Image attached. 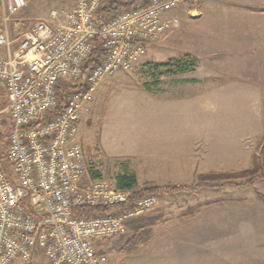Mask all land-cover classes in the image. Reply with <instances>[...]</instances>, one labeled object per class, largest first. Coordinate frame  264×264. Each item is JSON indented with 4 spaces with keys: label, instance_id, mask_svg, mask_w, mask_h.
Wrapping results in <instances>:
<instances>
[{
    "label": "built area",
    "instance_id": "1",
    "mask_svg": "<svg viewBox=\"0 0 264 264\" xmlns=\"http://www.w3.org/2000/svg\"><path fill=\"white\" fill-rule=\"evenodd\" d=\"M190 0H148L122 8L99 25L102 0H74L23 29L27 0H0V95L10 124L0 154V264H110L99 245L128 232L129 221L152 211L155 194L131 203L115 180L87 179L80 140L83 112L109 77L128 71L149 44L178 23L170 12ZM14 21V24H13ZM100 36L105 54L85 68ZM65 81L64 108L58 89ZM125 205L101 215L75 216L85 206Z\"/></svg>",
    "mask_w": 264,
    "mask_h": 264
},
{
    "label": "rangeland",
    "instance_id": "2",
    "mask_svg": "<svg viewBox=\"0 0 264 264\" xmlns=\"http://www.w3.org/2000/svg\"><path fill=\"white\" fill-rule=\"evenodd\" d=\"M147 1H138L136 4ZM230 1L202 0L200 3V0H190L177 6L169 16L178 18V23L164 33L160 40L149 44L146 56L132 69L119 72L103 82L94 102L83 112L80 140L84 147L87 179L92 180V170L99 173L101 178L115 180L116 175L125 169V164L130 163L131 168L137 169L139 174L144 169L152 170V179L157 182L155 184L181 186L180 189L170 191H193L199 175L200 165L196 164H200L205 153L211 154L220 145L232 147L235 142V146L241 149V155L238 158L230 157L227 170L217 172L247 169L252 164L254 154L261 160L260 142L264 136V0L256 1V12L261 10L259 12H263V16L254 23L251 20L256 31L261 32V41L256 40L251 52L238 56L227 53L231 48L248 50V41L252 40L246 39V46L239 47V43L231 45L230 40L223 36L233 26V22L226 20ZM232 1V5L242 9L238 2L240 0ZM73 4L74 0H27V6L19 12L17 18L24 23L25 29L38 19H48L52 9L64 14ZM206 9L212 12L208 23L200 24L201 20L197 24L193 20L184 28L187 17L190 20L192 17H202L206 15ZM249 10L248 13H253L252 9ZM216 14L219 18L214 17ZM243 25L240 23L239 29L248 31L246 24ZM192 50H198L201 54L213 51L224 54L210 59L204 57L206 62L203 63L192 56L197 60L194 73H188L189 76H168L159 71L158 84L153 82L154 66L172 58H182L187 51ZM258 62L260 67L257 68ZM206 67H212V70ZM239 74L244 76L246 84L227 85L222 91L224 93H215L208 100L202 98L197 102L195 110L202 106L206 113H201V110L188 113L187 103L169 105L159 98L165 96L166 90L171 88L176 89L171 92L179 94L198 92L207 87L216 88L220 84L237 80ZM206 75L210 77L209 81L203 79L197 82L194 78H187H205ZM146 85L150 86L149 90ZM1 93L0 110L7 104L4 92ZM5 123L10 124L7 112L0 115V125L5 128ZM236 152L240 154L239 150ZM176 155L180 156L182 166L175 175H171L164 170V165L172 163ZM209 160V166H215L211 158ZM187 163L192 165L187 167ZM232 167H235L234 170ZM140 176L145 178L147 175ZM142 180L138 181L139 187L155 185ZM216 183L219 184L218 188L206 186L196 193L183 194L176 198L175 204L205 202L227 207L231 212L230 224L234 220L238 229H230V245L226 251L230 255L226 264H264V178L255 180L251 185H244L245 181L240 178L229 183ZM206 189H209L207 198L201 196V192ZM163 193L156 192L155 207L160 204ZM131 237L132 231L128 229L125 235L100 244L99 250L108 255L110 264H120L118 259L130 254L126 250V243ZM34 264L47 263L44 256L40 255ZM134 264L161 263L146 255Z\"/></svg>",
    "mask_w": 264,
    "mask_h": 264
},
{
    "label": "crops",
    "instance_id": "3",
    "mask_svg": "<svg viewBox=\"0 0 264 264\" xmlns=\"http://www.w3.org/2000/svg\"><path fill=\"white\" fill-rule=\"evenodd\" d=\"M256 1L260 0L238 1L241 3L242 9H240L239 7L236 8L234 5H232L233 1H230L231 4L228 6L229 11L226 20L228 22H233V26L231 30L229 29L227 32L223 33V36L230 40L231 45L239 43V47L246 46V39L252 41H248L249 46L251 47H249L248 50H235V48H231L227 54H235V56H238L240 54L249 53L255 48V44L257 42L256 40L261 41L260 30L256 31L254 25H252L251 23V20L254 23L256 19L261 18V15L263 16V12H259L261 10H258V13L256 12V7L258 6V4H256ZM201 2L202 0H200V3ZM249 9H252L253 13H248L249 11H251ZM210 13H212L211 10L206 9L204 13L206 15L202 17H192V20H190L188 17L186 19L185 17L186 20L184 21V28L193 20V22H196L197 24H199L201 20L202 22L200 24L208 23L210 17L212 16V14ZM248 14L250 15L248 16ZM214 17L217 18V14ZM240 23L244 25L246 24V26L248 27V31L239 29ZM234 27L235 29H233ZM258 48L259 47L257 45V50H259ZM186 54H190L198 60L200 59L199 62L203 63L204 61L206 62L204 57L210 59L214 56H218L224 53L213 51L207 54L204 52V54H206L204 55L201 54L198 50H192L190 52L187 51ZM259 63L260 62L257 63V68L260 67V65H258ZM212 67L211 69L209 67H206V69L212 70ZM189 74L187 75L189 76ZM187 78H194L197 82H201L203 79H207L209 81L210 77L206 75L205 78H198L196 76ZM236 78L237 80L231 81L226 84H220L216 86V88L207 87L204 90L187 94H181V92L180 94L177 92H171L176 90L173 88L167 89L165 96L159 98L163 99L165 104L169 105L177 104L178 102H180L181 104L187 103L188 113H198L197 110H201V113H206V111H203L202 106L200 108H196L195 110V107H197V102L202 98L208 100V98L215 95V93H224L222 91L225 90L224 87L227 85L240 86L241 83L246 84L244 76H241L239 74V76H236ZM235 144V142L232 143V147H228L229 145L224 146L223 144L211 151V154L207 155V153H205L206 156L202 159L200 164H196V166L200 165L198 174L205 172L207 173V171L211 170H227V165H229V158H238L241 155L240 147L235 146ZM236 150H239L240 154H238ZM213 154H215L214 157ZM176 156L177 157L172 159V163L164 165V170L171 175H175L178 169L182 166L180 165V156ZM210 158L215 166H209ZM190 165L192 164L187 163L186 166L188 167ZM234 168L235 167H232L231 169L234 170ZM132 169L136 172L138 181L143 179L142 181L145 182H152L154 184L157 183L154 179H152V170L144 169L140 174H146L147 176L145 178H141L138 170H135V168ZM155 185L163 186L159 184ZM208 190L209 189H206L204 192H201V196L207 198ZM193 191L172 190L164 192L162 197H160L161 202L159 205H157V207H155L149 213L129 221L128 228L132 231V236L138 234L143 230H150L151 236L147 243L139 246L135 251L131 252L130 254L122 255L121 259H118L120 264L137 263L141 258H145L146 255H149L150 258H153L156 262H160L161 264H172V262L176 264H181V262L182 264H226L230 255L229 252H226L228 251L227 247L230 245V229H238V227L235 225L236 222L233 220L232 225L230 224L231 217L229 216V214H231V212L227 207L222 205H212L205 202L204 204H175V202L177 201L176 198L183 196V194L186 195L190 192L193 193ZM196 192L197 190H195V193ZM170 202L171 204H169ZM237 214H239V211H237Z\"/></svg>",
    "mask_w": 264,
    "mask_h": 264
},
{
    "label": "trees",
    "instance_id": "4",
    "mask_svg": "<svg viewBox=\"0 0 264 264\" xmlns=\"http://www.w3.org/2000/svg\"><path fill=\"white\" fill-rule=\"evenodd\" d=\"M138 1L143 0H102L101 6L96 11V21L99 25H102L105 20L113 15L119 9L130 8L136 4ZM105 54L102 46V40L100 36L94 38L93 52L86 62L85 68L92 65L100 57ZM197 60L193 59L192 55L185 54L182 58H172L164 63H159L153 67V73L155 76L154 83L158 84L159 71L165 73L168 76H179L192 73L195 70ZM77 88V85L71 81H65L63 85L58 89L59 105L56 109L50 112L51 115L60 112L66 103L67 92ZM150 86L146 85V89L149 90ZM6 125V123H5ZM8 129L9 127H3L0 125V154L4 156V148L8 142ZM261 146V160L258 159L257 155L252 156V164L249 168L244 169L239 172H217L210 171L205 174H199L196 178L195 185L192 190H198L202 187H213L218 188L219 184L216 182H232L235 179H243L245 181L244 185H251L255 180L264 178V136L260 142ZM90 176L93 180L100 179L101 175L97 172L90 171ZM115 182L117 187L121 189L132 190V202L138 200L147 194H156L158 191L167 192L171 189H180L179 185H167V186H157V185H145L144 187L138 186V178L136 172L131 168L130 163L125 164V169L123 172L119 173L115 177ZM212 184V185H210ZM225 184V183H223ZM186 188V187H185ZM125 205H119L116 207L109 206H85L78 208L74 211L75 216H90V215H101L107 213L111 210H120ZM151 231L143 230L138 234H135L126 243V250L128 253L135 251L140 245L147 243L150 239Z\"/></svg>",
    "mask_w": 264,
    "mask_h": 264
}]
</instances>
